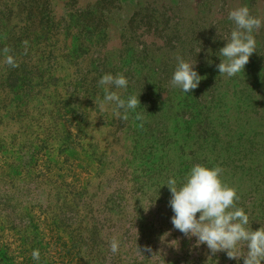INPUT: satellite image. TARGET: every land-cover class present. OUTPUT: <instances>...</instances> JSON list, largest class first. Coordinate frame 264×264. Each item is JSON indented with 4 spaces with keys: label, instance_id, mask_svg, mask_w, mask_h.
Masks as SVG:
<instances>
[{
    "label": "rangeland",
    "instance_id": "374dc122",
    "mask_svg": "<svg viewBox=\"0 0 264 264\" xmlns=\"http://www.w3.org/2000/svg\"><path fill=\"white\" fill-rule=\"evenodd\" d=\"M241 6L264 21V0H0V264H243L174 229L165 185L220 166L264 221V23L244 71L216 67ZM177 57L205 77L187 94ZM105 74L139 96L127 121L95 105Z\"/></svg>",
    "mask_w": 264,
    "mask_h": 264
},
{
    "label": "clouds",
    "instance_id": "9594fccd",
    "mask_svg": "<svg viewBox=\"0 0 264 264\" xmlns=\"http://www.w3.org/2000/svg\"><path fill=\"white\" fill-rule=\"evenodd\" d=\"M228 19L233 22L234 28L230 37L225 39L227 41L225 46L219 49L221 62L216 67L220 75L230 78L244 71L250 56L256 51L253 32L258 31L264 21L251 15L247 6L231 10ZM23 43L26 46L24 51L26 55L28 42ZM10 52L11 48L8 46L2 49L3 62L11 68H16L19 65ZM195 64L177 57L171 86L181 89L185 94L196 89L205 77L198 74ZM98 83L104 89V97L103 100L95 101V105L99 103L102 111L111 105L113 114L127 121L129 111H135L140 107L139 96L131 95L125 100L118 92L110 90L109 86H115L117 89L127 88L128 81L124 75L105 74ZM142 118L141 114L136 115L137 120ZM223 171L220 166L210 168L197 163L191 167L179 186L175 178H169L165 185L171 193L168 202L174 213L171 223L174 229L184 236L196 237L197 245L206 244L213 255L225 252L229 259L243 258V264H264V225L255 231L251 229L249 216L243 208L237 207L236 202L240 199L237 190L224 183L222 179ZM147 210L148 208L145 209ZM168 235L170 233L165 232L160 237L161 241L163 242ZM174 242L177 241H172V246ZM109 246L110 252L116 254L119 252L120 242L113 237ZM145 251L151 252L152 249L146 246ZM31 255L33 260L39 261L38 249L33 250Z\"/></svg>",
    "mask_w": 264,
    "mask_h": 264
},
{
    "label": "trees",
    "instance_id": "16d2710c",
    "mask_svg": "<svg viewBox=\"0 0 264 264\" xmlns=\"http://www.w3.org/2000/svg\"><path fill=\"white\" fill-rule=\"evenodd\" d=\"M5 249H8V245H7V244H3L2 246H0V251H2L3 254H6V253H4V250H5ZM6 251H7V250H6ZM21 251H23V253L26 254V261H27V262H30L31 259H29V256H27L28 253H26V252H27V249L24 247L23 250H21Z\"/></svg>",
    "mask_w": 264,
    "mask_h": 264
},
{
    "label": "crops",
    "instance_id": "0c3cea01",
    "mask_svg": "<svg viewBox=\"0 0 264 264\" xmlns=\"http://www.w3.org/2000/svg\"><path fill=\"white\" fill-rule=\"evenodd\" d=\"M261 225H264V221H261V222H258V223H253L252 225H250V227H251L252 230L255 231V230H258L261 227ZM240 261H241V263H243L242 259Z\"/></svg>",
    "mask_w": 264,
    "mask_h": 264
}]
</instances>
